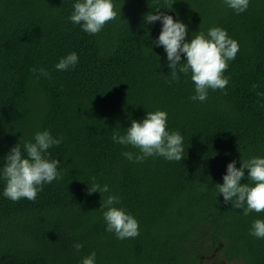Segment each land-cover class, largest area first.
<instances>
[{"label":"trees","instance_id":"trees-1","mask_svg":"<svg viewBox=\"0 0 264 264\" xmlns=\"http://www.w3.org/2000/svg\"><path fill=\"white\" fill-rule=\"evenodd\" d=\"M114 4L116 19L93 36L68 21L71 0H0V162L36 131L64 138L49 149L61 161L58 181L34 201L0 195V264H80L93 251L96 264H264V240L248 234L264 213L242 215L215 186L230 161L239 167L241 158L264 155V0H250L239 15L222 0ZM160 7L188 25L186 40L219 26L239 42L224 91L191 101L190 77L172 80L163 48L151 46L159 23H142ZM70 52L79 56L76 67L55 70ZM156 109L184 137L185 157L129 162L121 153L132 149L115 144L113 131ZM93 182L121 197L139 222L136 238L105 231L104 194H85Z\"/></svg>","mask_w":264,"mask_h":264},{"label":"clouds","instance_id":"clouds-1","mask_svg":"<svg viewBox=\"0 0 264 264\" xmlns=\"http://www.w3.org/2000/svg\"><path fill=\"white\" fill-rule=\"evenodd\" d=\"M222 3L235 14L247 11L250 0H222ZM72 11L67 17L73 25L79 26L88 35H97L105 25L116 19L117 10L114 0H71ZM147 12L142 17L143 24L159 23L160 31L151 46L162 47L172 80L178 79L177 73L189 76L194 85L191 101L205 102L209 91H224L229 77L224 75L229 62L236 58L239 42L219 26L210 27L206 32L197 31L186 40L188 25L179 18L161 12ZM167 9V8H166ZM152 49V47H151ZM183 57V59H182ZM79 62L76 52H70L59 58L54 65L57 71L74 69ZM33 73L48 77L44 68L32 69ZM166 110L146 111L140 120L132 119L130 126L123 133L113 131L111 139L126 150L121 155L132 163L142 164L148 158L160 157L168 162H181L185 157L184 137L179 131L171 130L167 125ZM63 137L53 135L50 130L36 131L31 140L19 141L0 162V195L13 202L21 199L34 201L43 187L61 178L59 171L61 161L51 158L49 149L58 147ZM134 150V151H133ZM232 160L226 165L222 183L215 184L217 193L224 203L239 209L244 216L252 213H264V155H254L240 161ZM247 170V175H245ZM244 179L247 182L241 183ZM104 194L101 197L99 210L105 224V231L112 233L118 240L136 238L140 234L138 220L121 206V197L114 194L108 185L95 182L88 185L86 195ZM248 234L258 240H264V218L254 219ZM222 246L219 243L220 248ZM83 245L73 244L76 252ZM216 248L210 255L215 257ZM224 260L221 259L220 262ZM225 262V261H224ZM80 264H96V253L90 252L80 260Z\"/></svg>","mask_w":264,"mask_h":264},{"label":"rangeland","instance_id":"rangeland-1","mask_svg":"<svg viewBox=\"0 0 264 264\" xmlns=\"http://www.w3.org/2000/svg\"><path fill=\"white\" fill-rule=\"evenodd\" d=\"M186 24V23H185ZM218 264V263H217ZM221 264H226L224 261ZM232 264H239V263H232Z\"/></svg>","mask_w":264,"mask_h":264}]
</instances>
